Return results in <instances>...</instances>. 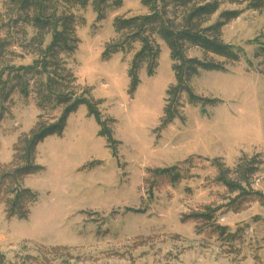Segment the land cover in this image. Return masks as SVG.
<instances>
[{"label": "rangeland", "instance_id": "obj_1", "mask_svg": "<svg viewBox=\"0 0 264 264\" xmlns=\"http://www.w3.org/2000/svg\"><path fill=\"white\" fill-rule=\"evenodd\" d=\"M91 1L73 13L76 49L57 60L77 79L78 94L87 92L101 103L100 114L111 120L112 138L119 143L110 145L98 136L95 119L80 105L68 116L61 136H48L37 145L35 163L42 170L22 182L36 194L27 218H8L4 200L9 197L0 194L3 263L264 264V10L220 7L211 23L223 11L243 10L221 33L238 60L214 59L227 73L202 71L190 82L196 95L220 103L192 107L183 100V119L161 128L166 91L174 84L167 47L157 42L153 75L143 65L129 95L127 74L139 44L127 43L106 61L101 54L108 44L127 38V32H114L115 18L147 11L138 0H122L120 8L107 9L98 21ZM5 9L0 0V41L6 50L0 70H18L37 59L39 41H32L37 31L23 23L12 27ZM47 42L44 37L42 48ZM189 56L201 57L194 51ZM3 79L9 100L0 122V166L11 161L21 134L61 111L38 95L36 75L19 71ZM254 155L263 165L252 178L255 194L247 198L215 183V171L205 160L220 158L232 169L242 156ZM189 157H194L193 167L178 183L159 179L153 190L144 184L148 171ZM206 209L213 211L208 224L197 225L188 217ZM216 227H226L229 237L219 236Z\"/></svg>", "mask_w": 264, "mask_h": 264}, {"label": "trees", "instance_id": "obj_2", "mask_svg": "<svg viewBox=\"0 0 264 264\" xmlns=\"http://www.w3.org/2000/svg\"><path fill=\"white\" fill-rule=\"evenodd\" d=\"M6 9L4 17H8L10 25L17 27L25 24L37 31L32 41L38 42L37 59L31 65L20 67L18 70H0V122L6 108L4 103L9 100L6 91L5 75L23 71L24 75H36L39 78L38 95L46 101L61 108L56 119L38 120L27 132L17 138L13 147L11 161L6 166H0V194L9 198L4 200L5 212L8 218L26 219L36 194L24 188L22 182L26 177L36 174L42 168L35 163L36 147L48 136H61L68 116L75 112L80 105H85L87 113L92 116L99 126L98 136L106 138L110 145H116L108 124L100 114L99 101L88 96L87 92H76V81L70 70L59 68L65 64L57 60V56L69 57L79 43L75 36L77 21L74 11L84 9L89 0H4ZM146 9L144 15L129 18H115L113 29L116 34L127 32L126 39L120 44H108L101 57L103 61L112 55L123 51L127 43H138L140 48L132 57L128 70L129 95L138 86V72L146 66L147 75L151 76L157 67L160 53L157 42L165 44L172 62L174 84L166 91L165 107L161 128H165L174 119L182 120L181 109L183 100L192 107H205L220 103L219 100L196 95L190 82L202 71L227 73L226 66L214 59L227 62L238 60L236 50L221 39L222 28L230 21L239 17L243 10H226L219 14L218 19L211 23L212 17L223 4L236 7L243 6L245 10H264V0H138ZM122 0H92L91 8L97 15V20L105 18L109 8L117 9ZM44 37L47 44L42 48ZM1 42V41H0ZM4 44L0 43V58L5 54ZM199 53L200 58L190 57L189 52ZM60 69V70H59ZM14 72V73H13ZM22 79L19 74L15 76ZM21 92L26 93L25 85L21 84ZM39 103V102H38ZM40 108V107H39ZM113 121V120H112ZM194 157L178 162L166 168H156L148 171L144 184L153 190L158 186V180L163 179L169 184H176L189 173L193 167ZM215 171L214 182L225 188L227 193L236 197L247 198L255 194L250 189L252 178L260 171L263 162L258 155L242 156L234 168L229 169L220 158L205 159ZM261 195V194H260ZM264 199V196H261ZM207 210V209H206ZM191 214L195 223L208 224L212 220L213 211ZM218 235L229 237L226 227H216ZM0 255V264L3 263Z\"/></svg>", "mask_w": 264, "mask_h": 264}]
</instances>
